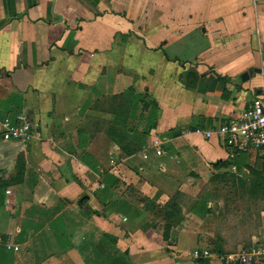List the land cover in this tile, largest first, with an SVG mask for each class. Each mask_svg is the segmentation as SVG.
Wrapping results in <instances>:
<instances>
[{
    "label": "crops",
    "instance_id": "crops-1",
    "mask_svg": "<svg viewBox=\"0 0 264 264\" xmlns=\"http://www.w3.org/2000/svg\"><path fill=\"white\" fill-rule=\"evenodd\" d=\"M255 97L264 0H0V113L33 124L28 140L0 136L6 264H242L264 204L248 228L249 195L237 208L236 185L214 180L250 181L264 159L194 130ZM154 138L162 154L144 158Z\"/></svg>",
    "mask_w": 264,
    "mask_h": 264
},
{
    "label": "built area",
    "instance_id": "built-area-1",
    "mask_svg": "<svg viewBox=\"0 0 264 264\" xmlns=\"http://www.w3.org/2000/svg\"><path fill=\"white\" fill-rule=\"evenodd\" d=\"M33 124L24 116L2 115L0 113V136L2 140H28L32 135ZM194 132L209 138L213 134L223 136L224 142L238 150H247L249 147L255 148L264 159V99L260 97L252 98L250 103L233 115L231 118L221 123L213 129L202 130L196 128ZM160 140L154 138L147 148L144 149L143 157L147 158V150L154 149L155 154H162ZM13 250H17L16 245H7ZM203 254H207L204 251ZM194 255H198L194 251ZM232 256L239 263H250L255 258L264 259V237L257 244L249 248H240Z\"/></svg>",
    "mask_w": 264,
    "mask_h": 264
},
{
    "label": "trees",
    "instance_id": "trees-1",
    "mask_svg": "<svg viewBox=\"0 0 264 264\" xmlns=\"http://www.w3.org/2000/svg\"><path fill=\"white\" fill-rule=\"evenodd\" d=\"M155 117H156V112L153 110L148 115L146 131L148 128H150L152 126ZM250 174H251V180L247 181V182L242 181L240 178H237L235 176H231L229 179L221 178L218 181L214 180V182H218V184H222L223 186L224 185L231 186V185L235 184L236 187L241 190V191L239 190V192L241 194L247 193L250 198H253V199L258 198L264 204V173H263V168H262L261 163L257 164L254 168H251ZM202 193H200L199 196H201ZM230 195H233V194L230 193ZM235 196H236V192L234 194V197ZM263 209H264V205H263ZM237 211L238 210H236V212ZM255 212H256V214H253L250 212L249 217L251 218V216L254 215V217L256 218L254 226H257L259 224V219H260V218H258L259 210H256ZM251 214H253V215H251ZM167 229H168V225H166L164 227L165 231ZM166 233H167V231L165 232V235H164L165 238H166ZM240 242L242 244L248 242L247 244L250 245L249 240H241ZM223 245H224V240L222 239L221 235L218 232H216L215 237H214L215 251L217 253H220V254L223 253L224 252ZM0 257H1V260H0L1 263H2V260H3L4 264H6L8 262L7 260L9 259V257L7 256L6 252H4L3 250L0 251Z\"/></svg>",
    "mask_w": 264,
    "mask_h": 264
},
{
    "label": "rangeland",
    "instance_id": "rangeland-1",
    "mask_svg": "<svg viewBox=\"0 0 264 264\" xmlns=\"http://www.w3.org/2000/svg\"><path fill=\"white\" fill-rule=\"evenodd\" d=\"M126 111V112H125ZM125 111H123V113H124V116H123V118L125 117V115L126 116H129V111H128V108H126V110ZM130 119L131 118H128V119H125L126 120V122L127 123H129L130 122ZM141 123V122H140ZM139 123V124H140ZM122 143H124L123 142V140H122ZM215 184L216 183H213V186H215ZM211 189H212V192H213V194L212 195H218V196H224L225 197V199H224V201L225 202H229V201H227V199H229V196H227V195H229L228 193L226 194V193H221V192H219V193H216V192H214V187L212 188V187H210ZM239 189V188H238ZM240 190V189H239ZM241 191V190H240ZM234 194H235V192H234ZM234 194H233V196H234ZM234 199V200H233ZM246 199V200H245ZM245 199H243L242 198V194L240 193V192H236V196L234 197V198H232L231 199V201L230 202H232L233 204H235L236 206H237V208H238V206H239V204H240V201H242V200H245V201H242V202H245V204H244V207L246 208V209H251V210H253V211H256L257 209H258V207L259 206H261L262 205V203H261V201L257 198V199H253V198H250V197H245ZM233 200V201H232ZM235 213H238V212H235ZM229 216V215H228ZM255 220H253V218L251 217L250 219H249V222H248V228H250L251 226L253 227L254 225H255V222H254Z\"/></svg>",
    "mask_w": 264,
    "mask_h": 264
},
{
    "label": "water",
    "instance_id": "water-1",
    "mask_svg": "<svg viewBox=\"0 0 264 264\" xmlns=\"http://www.w3.org/2000/svg\"><path fill=\"white\" fill-rule=\"evenodd\" d=\"M86 199H87V196H86V195H83V196L80 198L79 203H83Z\"/></svg>",
    "mask_w": 264,
    "mask_h": 264
}]
</instances>
